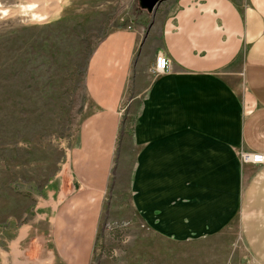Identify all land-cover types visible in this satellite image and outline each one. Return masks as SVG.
I'll list each match as a JSON object with an SVG mask.
<instances>
[{
  "label": "crops",
  "instance_id": "obj_1",
  "mask_svg": "<svg viewBox=\"0 0 264 264\" xmlns=\"http://www.w3.org/2000/svg\"><path fill=\"white\" fill-rule=\"evenodd\" d=\"M164 1L88 58L90 110L38 264H92L105 199L123 174L134 214L162 240L238 224L264 261V164L239 158L264 155V0ZM160 52L170 65L155 75ZM124 115L132 124L122 135Z\"/></svg>",
  "mask_w": 264,
  "mask_h": 264
},
{
  "label": "rangeland",
  "instance_id": "obj_2",
  "mask_svg": "<svg viewBox=\"0 0 264 264\" xmlns=\"http://www.w3.org/2000/svg\"><path fill=\"white\" fill-rule=\"evenodd\" d=\"M144 11L140 0H0V264H38L90 110L88 58L112 30L146 25ZM131 124L124 115L122 135ZM245 238L235 224L210 238L162 240L134 214L123 174L105 199L92 264H264Z\"/></svg>",
  "mask_w": 264,
  "mask_h": 264
},
{
  "label": "built area",
  "instance_id": "obj_3",
  "mask_svg": "<svg viewBox=\"0 0 264 264\" xmlns=\"http://www.w3.org/2000/svg\"><path fill=\"white\" fill-rule=\"evenodd\" d=\"M170 60L163 52H160L154 61L153 74L159 75L169 68ZM240 161L244 164H264V155L260 153H241Z\"/></svg>",
  "mask_w": 264,
  "mask_h": 264
},
{
  "label": "water",
  "instance_id": "obj_4",
  "mask_svg": "<svg viewBox=\"0 0 264 264\" xmlns=\"http://www.w3.org/2000/svg\"><path fill=\"white\" fill-rule=\"evenodd\" d=\"M164 0H140V6L146 9L148 12H154V10L163 2Z\"/></svg>",
  "mask_w": 264,
  "mask_h": 264
}]
</instances>
